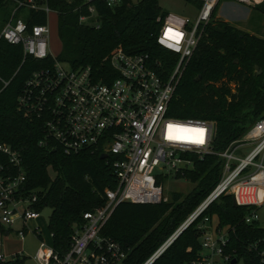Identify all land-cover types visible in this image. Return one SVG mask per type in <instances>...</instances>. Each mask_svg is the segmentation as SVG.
<instances>
[{
  "label": "trees",
  "instance_id": "1",
  "mask_svg": "<svg viewBox=\"0 0 264 264\" xmlns=\"http://www.w3.org/2000/svg\"><path fill=\"white\" fill-rule=\"evenodd\" d=\"M56 17L60 51L56 58L71 67L88 66L96 79L108 71L107 57L116 47L126 53H142L149 63L167 74L176 60L174 53L155 43L160 21L167 12L157 0H120L109 7L103 2L82 0H34ZM196 6L194 0H186ZM12 0H0V28L7 20ZM92 5L95 16L79 22ZM264 14V0L254 5ZM27 27L45 23L41 9L19 10ZM213 13V11H212ZM97 25V27H95ZM49 59L25 56L19 45L0 39V143L16 151L24 174V189L37 190L32 208L47 207L46 228L54 252L62 255L69 248L72 225L81 215L104 203V189L114 188L111 168L97 153L81 151L63 154L42 138L41 122L16 109V97L23 81ZM260 68L256 73L254 67ZM6 82V83H4ZM233 84V87L229 84ZM167 114L178 119H202L213 124L212 150L221 151L238 140L246 128L264 114V38L242 31L227 22L211 19L202 25L201 34L187 61L168 104ZM191 165L178 171L193 183L181 196L171 192L159 203H117L100 234L115 241L126 252L123 264H141L184 221L213 188L220 174V160L212 153L189 155ZM0 164L7 156L0 153ZM47 168L53 171L50 177ZM13 173L16 172L11 168ZM249 209L233 205L229 195H221L186 226L152 264H179L194 258L199 248L197 224L203 216L214 218L224 228L223 252L230 264H264V228L257 222H244ZM10 228L0 224V235ZM25 256L15 253L0 264H24Z\"/></svg>",
  "mask_w": 264,
  "mask_h": 264
},
{
  "label": "built area",
  "instance_id": "2",
  "mask_svg": "<svg viewBox=\"0 0 264 264\" xmlns=\"http://www.w3.org/2000/svg\"><path fill=\"white\" fill-rule=\"evenodd\" d=\"M12 1L9 16L0 28V39L19 45L22 60L25 56L49 59V63L40 65L23 81L16 97V109L24 116L40 120L42 138L38 145L49 142L66 155L81 151L104 155L103 160L115 178L114 188L104 189V203L83 212L81 223L72 225L69 248L59 255L51 244H44L38 225L28 230L27 222L39 217L40 211L31 207L37 190L24 189L18 153L0 143V153L7 156V165L0 164V224L10 228L17 223L15 232L19 239L26 232L33 233L37 239L31 256L34 264H123L126 252L100 234L114 206L122 201L150 204L166 201L162 182L189 167L190 154L200 157L213 152L220 160L218 181L141 264H152L177 236L184 222L193 221L221 195H229L235 205L249 209L245 223L257 220L258 209H264V114L221 151L212 150V122L178 119L167 114L174 88L192 55L202 25L209 21L220 0H194L198 5L192 19L169 12L161 19L156 18L160 24L155 43L176 56L167 74L156 71L145 54L126 53L116 47L107 57L108 71L99 79L88 66L71 67L51 54L46 23L25 25L19 10L41 9L46 14L50 11L47 6L34 0ZM92 1L109 7L120 2L82 0ZM233 1L254 6L262 0ZM86 11V15L78 17L79 22L95 16L92 5H87ZM19 14L21 17L17 18ZM200 139L202 143L197 142ZM210 220L203 216L197 224L196 256L179 264H230V257L223 252L224 228H217ZM15 253L22 255L21 251L8 257L0 253V261L13 258ZM259 254L264 258V251Z\"/></svg>",
  "mask_w": 264,
  "mask_h": 264
},
{
  "label": "rangeland",
  "instance_id": "3",
  "mask_svg": "<svg viewBox=\"0 0 264 264\" xmlns=\"http://www.w3.org/2000/svg\"><path fill=\"white\" fill-rule=\"evenodd\" d=\"M136 1L137 0H131V2ZM157 4L163 11L180 16H188L191 19L196 12L195 4L184 0H157ZM19 17H21V14L17 15V18ZM211 19L227 22L242 31L254 33L264 38V14L259 10V6H246L233 0H220L217 6H215L209 20ZM45 23L48 28V49L52 55L57 56L60 51V42L57 37L56 17L53 11H48L46 13ZM229 86L232 89L233 84L230 83ZM47 172L50 177L54 176L53 171L49 168H47ZM161 186L166 200H169L171 192H176L183 196L188 193L194 185L181 177H167L162 182ZM193 210L191 212H193ZM191 212L185 217V219L191 214ZM49 213L50 209L45 207L40 210L38 219L29 220L27 222L28 230H31L36 225L39 226L40 236L45 245L50 244L49 232L46 228ZM210 222L212 225H215L214 218H211ZM256 222L259 227L264 228L263 208L258 209ZM18 227V224L15 223L10 227L8 233L0 235V253H3L5 257H8L10 253L21 251V254L25 256L24 264H34L31 256L37 246V239L31 232H26L23 238L19 239L15 232Z\"/></svg>",
  "mask_w": 264,
  "mask_h": 264
},
{
  "label": "water",
  "instance_id": "4",
  "mask_svg": "<svg viewBox=\"0 0 264 264\" xmlns=\"http://www.w3.org/2000/svg\"><path fill=\"white\" fill-rule=\"evenodd\" d=\"M184 1H186V0H184ZM254 69H255V72H256V73H259V72H260V68H259V67L255 66ZM103 158H104V155H99V159H103ZM231 203H232L233 205H235L232 199H231ZM191 222H192L191 219H187V220L184 222V224L178 229L176 235H178V234H179V233H180V232H181L186 226H188ZM233 262H234V260H231V263H233Z\"/></svg>",
  "mask_w": 264,
  "mask_h": 264
},
{
  "label": "snow or ice",
  "instance_id": "5",
  "mask_svg": "<svg viewBox=\"0 0 264 264\" xmlns=\"http://www.w3.org/2000/svg\"><path fill=\"white\" fill-rule=\"evenodd\" d=\"M177 35H179V34H177ZM200 134H201V136H202V131H201V133H200ZM169 138H170V139H172V138H174V137L170 136ZM197 142H200V143H202L203 141H202V139H200V140H198Z\"/></svg>",
  "mask_w": 264,
  "mask_h": 264
}]
</instances>
